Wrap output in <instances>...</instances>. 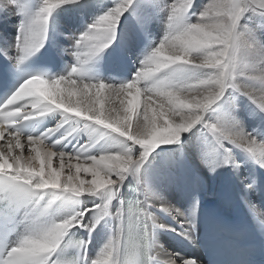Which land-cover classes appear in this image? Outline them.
<instances>
[{
	"label": "snow or ice",
	"instance_id": "obj_1",
	"mask_svg": "<svg viewBox=\"0 0 264 264\" xmlns=\"http://www.w3.org/2000/svg\"><path fill=\"white\" fill-rule=\"evenodd\" d=\"M81 3L38 0L33 9L32 0H3L22 20L15 55L0 54L22 82L0 100V264H161L158 235L176 230L158 213L187 238L198 204L188 214L171 206L150 158L197 127L201 134L184 146L210 172L230 167L255 216L250 194L259 191L256 168L264 169V0H83V11L100 14L68 37L70 71L25 77L26 63L57 34V13ZM158 21L165 28L155 40ZM137 42L143 48L130 80L90 75L114 45ZM182 152L167 150L169 166ZM237 153L248 166L243 176ZM129 177L134 198L126 200ZM81 233L86 238L72 239ZM94 233L103 239L90 251ZM164 264L196 261L174 254Z\"/></svg>",
	"mask_w": 264,
	"mask_h": 264
},
{
	"label": "bare ground",
	"instance_id": "obj_2",
	"mask_svg": "<svg viewBox=\"0 0 264 264\" xmlns=\"http://www.w3.org/2000/svg\"><path fill=\"white\" fill-rule=\"evenodd\" d=\"M82 5L83 0L81 5H69L66 10H61L56 15L55 23L57 25V34L50 32V40L45 43L46 46H49L50 51L57 61V67L54 72L47 77L48 79L65 75L70 71L71 66L75 63V56L72 55L74 41L70 40L68 37L73 34L79 35L80 31L84 29V26L90 23L96 15L100 14L95 10L85 12L82 10ZM37 6L38 0H32L33 9ZM21 20L22 17L14 5L5 6L3 0H0V52L7 51L8 55H15L14 45ZM127 27L129 32H132L134 25L129 21ZM142 48V42L133 43L124 48L114 45L113 48H110L104 53L99 63L92 66L90 75L111 83L130 80L138 70V57L140 56ZM62 49H69L70 51L64 53ZM116 70H118V72ZM241 108H243V105H241ZM241 115H243V111H241ZM245 127L248 131L254 130L253 122L250 120L245 122ZM200 134V129L197 127L193 129L192 132L185 135L181 145L161 146V148H158L156 152L153 153L155 160L150 158L153 169L160 177V179L156 181V186L162 191L164 198L171 206L188 214L193 204H198L195 217V228L188 232L187 238L180 235L182 229L179 224L172 221L171 217L158 213L162 222L176 230L172 233L161 232L158 235V240L162 247H158L153 254L161 261V264H164V261L169 258H174V254H178L185 259L195 260L196 264H205L198 243L201 206L212 202L217 195L223 191L225 173L228 170L231 171V168H218L216 172H210L200 162L196 150L191 146H184L188 142V137H195ZM24 143L26 145L24 152L25 155H27V142L24 141ZM171 147H183V152L177 154L180 160L178 165L169 166L167 150ZM157 153H161V155L157 156ZM236 161L241 165V175H245L248 166L244 163V157L237 153ZM73 163L75 162L73 161ZM54 166H56L55 161ZM145 167H148V165L146 164ZM256 173L259 191L252 192L250 194V199L252 203L257 206L256 214L264 219V214L261 213V210H264L262 198V192L264 191V169L257 167ZM81 175L83 176L84 174L82 173ZM130 179L132 180L131 177H129V180ZM203 185H205L206 190H204ZM239 185L242 187L240 183ZM82 199L88 200L89 198L84 197ZM180 220L182 223L183 218H180ZM102 239L103 237L100 235L96 237L94 233L90 251L96 249Z\"/></svg>",
	"mask_w": 264,
	"mask_h": 264
},
{
	"label": "rangeland",
	"instance_id": "obj_3",
	"mask_svg": "<svg viewBox=\"0 0 264 264\" xmlns=\"http://www.w3.org/2000/svg\"><path fill=\"white\" fill-rule=\"evenodd\" d=\"M206 2H209V0H197V3L199 4V3H206ZM159 21H158V23H156V24H154L153 26H152V33H154L153 34V39H155V40H159L160 38L162 39V37H163V32H164V27H165V25L164 24H161L160 23V26H159ZM157 26V27H156ZM158 27H160V28H158ZM163 27V28H162ZM159 29V30H158ZM133 30H134V27H133ZM156 30V31H155ZM158 30V31H157ZM156 32V33H155ZM158 33V34H157ZM160 33V34H159ZM157 37V38H156ZM49 47V46H48ZM131 180V179H130ZM99 232V231H98ZM98 235L96 234V237H97ZM180 240V239H179ZM181 242H183V241H181ZM182 244V243H181Z\"/></svg>",
	"mask_w": 264,
	"mask_h": 264
}]
</instances>
